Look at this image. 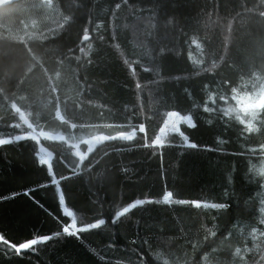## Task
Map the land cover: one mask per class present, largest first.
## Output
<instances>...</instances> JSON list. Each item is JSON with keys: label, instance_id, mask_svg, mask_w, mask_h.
Listing matches in <instances>:
<instances>
[{"label": "trees", "instance_id": "trees-1", "mask_svg": "<svg viewBox=\"0 0 264 264\" xmlns=\"http://www.w3.org/2000/svg\"><path fill=\"white\" fill-rule=\"evenodd\" d=\"M263 94L264 0L0 6V140L20 133V113L64 137L40 140L46 165L33 139L0 145V264H163L157 251L171 264H264ZM169 111L191 116L196 127L179 128L197 148L177 133L151 145ZM137 199L151 202L113 222ZM65 208L78 226L105 224L68 237ZM40 235L51 238L34 251L10 247Z\"/></svg>", "mask_w": 264, "mask_h": 264}, {"label": "snow or ice", "instance_id": "snow-or-ice-1", "mask_svg": "<svg viewBox=\"0 0 264 264\" xmlns=\"http://www.w3.org/2000/svg\"><path fill=\"white\" fill-rule=\"evenodd\" d=\"M117 7H119V5H117ZM138 87H139V85H138ZM205 87H207V86H205ZM213 100H215V97H213L212 100H208V101L213 102ZM204 111L205 112H212V111H214V109L211 107L205 106ZM261 113H264V107L261 108ZM181 122H187L188 126H190L192 128L196 127V123L192 120L191 116L181 115L179 112H176V111H169L167 113L166 119H164L163 126L159 129V134L156 135L151 140V145L152 146L164 145V143H165L164 137L166 136L167 133L172 132V133L179 134L182 137L184 143L188 147L193 148V149L197 148L198 145L196 143H190L188 140V137L183 132L180 131L179 124ZM138 130H139V132L143 133L145 131L144 124H140L138 126ZM135 134H136V129L133 128L131 131H122V133L120 135L114 136L113 139L114 140L131 141V140H133ZM10 141L19 142L21 140L8 139V140H5L4 144H0V145H5V144L9 143ZM39 163L41 165H46V164L41 162V156L40 155H39ZM47 171H48V169H47ZM262 171H264V170H262ZM61 179H65V178L62 176ZM52 184H56V183H53V177H52ZM37 187H40V185H37ZM57 190H59V189H57ZM32 191H35V189H33ZM13 195H15V194H13ZM25 195H28L27 190L25 191ZM171 197H172V193L166 191L163 199H164V201H170ZM150 202L151 201H148V200L137 199V200H135L134 203L127 204V206L123 207L121 210L115 211V214L113 217V222H115L117 219H119L122 215L128 213L130 211V209H132L134 206L143 205L145 203H150ZM59 203L61 206H63L65 204V199H64L63 195L60 196ZM179 203H190L192 206H195V207H199L201 204V202L197 201V200L179 201ZM210 206L212 208H217V209H224V208L228 207L227 204H212ZM64 212H65L66 216L70 218V222H66L63 224L62 233L66 234L68 237H76L77 239H79L81 232H84L85 230H88V229L98 228L101 225L105 224L104 219H96L94 223L81 222V224L78 226L74 213L72 211H69L67 208L64 209ZM54 235H60V233L57 232V233H54ZM50 238L51 237L49 235H40V236H37L35 238L28 239V240L32 241L31 244H28L27 243L28 240H27V241L21 242L19 244H11L10 247L12 250L16 251L17 253H19L21 250H26V249H30V250L34 251L35 250L33 248L34 245H37L38 243L46 242ZM0 241H3L5 244L8 243V241L6 240V238L2 234H0ZM21 244H27V247H21ZM140 264H149V260H143L140 262Z\"/></svg>", "mask_w": 264, "mask_h": 264}, {"label": "rangeland", "instance_id": "rangeland-1", "mask_svg": "<svg viewBox=\"0 0 264 264\" xmlns=\"http://www.w3.org/2000/svg\"><path fill=\"white\" fill-rule=\"evenodd\" d=\"M263 104H264V94L253 105L258 107V106H261ZM166 117H167V114L165 115L164 119H166ZM180 124L188 125L187 122H181ZM162 126H163V123H162ZM17 128L20 130L19 134L15 135L13 137H10V138L1 139L0 144H4L5 140H8V139H11V140L33 139L34 141H36L38 143V149H39V153L41 156V161L44 163H48V161L50 159V154L45 149H43L41 145H39L40 140L41 139H53V140L64 141V137L62 135L50 134V133H46V132H42V131L34 129L30 125V123L28 122L26 117L21 113L19 114V124L17 125ZM171 133L172 132L167 133L164 138H166ZM106 140H107L106 138L99 136V137L89 138V139L85 140L83 143L86 144L88 150H92L97 145H99L100 143H102ZM75 147H76V145H75ZM79 155H81V154H79ZM27 243L31 244L32 242H27ZM21 247H27V244H23Z\"/></svg>", "mask_w": 264, "mask_h": 264}, {"label": "clouds", "instance_id": "clouds-1", "mask_svg": "<svg viewBox=\"0 0 264 264\" xmlns=\"http://www.w3.org/2000/svg\"><path fill=\"white\" fill-rule=\"evenodd\" d=\"M264 165H262V167L259 170V175H261L262 177H264ZM155 259L156 260H162L163 264H171V262L163 255L162 252L157 251L156 253H154Z\"/></svg>", "mask_w": 264, "mask_h": 264}, {"label": "water", "instance_id": "water-1", "mask_svg": "<svg viewBox=\"0 0 264 264\" xmlns=\"http://www.w3.org/2000/svg\"><path fill=\"white\" fill-rule=\"evenodd\" d=\"M19 0H0V6L10 5L12 3L18 2Z\"/></svg>", "mask_w": 264, "mask_h": 264}]
</instances>
